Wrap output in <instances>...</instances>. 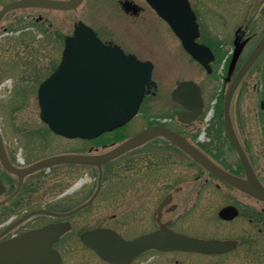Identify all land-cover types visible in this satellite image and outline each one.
<instances>
[{"label": "flooded vegetation", "instance_id": "flooded-vegetation-1", "mask_svg": "<svg viewBox=\"0 0 264 264\" xmlns=\"http://www.w3.org/2000/svg\"><path fill=\"white\" fill-rule=\"evenodd\" d=\"M18 1L0 0V12ZM38 1L44 6L12 9L0 17V84L11 74L23 86L18 94L0 97V248L13 244V254L25 248L29 253L15 260L1 252L0 259L17 264H264V201L237 186L264 189V0H215L220 8L187 0L180 18L188 21V13L193 14L196 42L212 56L209 71L183 49L161 16L177 12L174 0ZM62 3L68 8L50 6ZM204 18L210 19L208 28ZM80 23L104 46L152 65L153 85L145 86L148 93L135 116L87 138L54 133L41 119L37 94L61 65L66 40ZM162 25L179 46L159 56L174 73L164 89L150 57L167 50L156 43ZM33 28L38 42L39 35L29 31ZM235 51L238 57L229 69ZM256 51L231 97L230 135L225 93ZM181 82H192L197 96L192 90L175 94ZM162 96L168 104L157 105ZM32 99L38 123L23 124L21 114ZM242 103L250 110L239 111ZM156 127L171 132L177 142L152 133L132 142ZM159 233L211 241L220 248L161 250L156 248ZM153 235L148 248L125 258L99 253Z\"/></svg>", "mask_w": 264, "mask_h": 264}, {"label": "water", "instance_id": "water-1", "mask_svg": "<svg viewBox=\"0 0 264 264\" xmlns=\"http://www.w3.org/2000/svg\"><path fill=\"white\" fill-rule=\"evenodd\" d=\"M174 1L172 5L177 6V12L162 13L161 16L179 39L183 49L209 71L208 61L212 56L207 47L196 42L199 31L193 14L188 13V21H182L180 18V11L187 6V0ZM44 4L38 0L18 1L3 8L0 17L4 12L12 9L44 6ZM50 6L56 9L68 8V5L64 3L50 4ZM65 49L64 59L59 68L38 88L41 119L49 128L59 135L87 138L121 127L131 120L137 113L144 94L148 93V90L145 92V86L153 85V83H149L152 65L148 62H141L132 55H124L117 47L104 46L94 33L81 23L74 28L73 36L66 40ZM256 53L257 51L248 58L225 93L223 111L225 126L229 133L231 129L229 104L233 91L241 76L256 57ZM237 57L238 52L235 51L229 69ZM68 64L71 66H67ZM81 66L84 67L81 68ZM184 90H192L197 96V92H195L197 87L192 82L179 83L174 93L177 94V91ZM151 133L162 135L173 143L177 142L176 137L162 127L150 129L136 136L132 142L143 141ZM234 184L236 185V182ZM237 186L264 201V189L259 184L255 186L251 183H241ZM157 237L159 244L156 248L161 250L177 249L205 253L220 248V245L215 242L191 239L176 234L159 233ZM153 239L154 235L129 244L121 243L115 247H105V251L99 253L106 258L115 255L122 259L140 249L148 248L151 242L154 243ZM144 242H146L145 246ZM15 248L13 244H10L0 248V253H8L11 256ZM26 250L27 248L23 249L22 253L13 254L15 260L18 257L27 258L29 253ZM17 251L20 249L18 248ZM0 256L3 257L1 254ZM6 260V258L0 259V264H17L13 260L10 262H6ZM18 264H28V262Z\"/></svg>", "mask_w": 264, "mask_h": 264}, {"label": "rangeland", "instance_id": "rangeland-1", "mask_svg": "<svg viewBox=\"0 0 264 264\" xmlns=\"http://www.w3.org/2000/svg\"><path fill=\"white\" fill-rule=\"evenodd\" d=\"M202 5H207L208 1L210 2L211 5L215 6L216 8H220V5L217 1L215 0H200ZM232 2H234V0H232ZM232 2L229 1H225V4H232ZM223 4V2H221V5ZM235 10H232V12ZM234 13H231V15H233ZM227 15V14H225ZM232 19V18H231ZM230 19V21H231ZM210 23V19L209 18H204V25H206V27L208 28V25ZM219 25L217 24V27ZM29 31H33L34 35H39L38 38L36 39V41L38 42V40H41L40 34L33 28ZM16 36V34H12V36ZM6 36H10V35H6ZM5 36V37H6ZM158 40H157V45L158 47L162 48V49H167V50H163L160 51L161 53L159 55H150V57L152 59H154V61L156 62V76L160 81V84L162 86V88L164 89L166 87V85L168 83H170V80L173 76V68L171 66H169L168 61H162L159 56L163 53H168L169 52H173L174 53L177 51L178 49V43L177 41L173 38V36L169 33V31L167 30V28L162 25L160 27L159 30V34H158ZM38 46V45H37ZM6 79H3V82L0 84V97L2 98H7L9 96H12L14 94H18L19 92H21L23 90V86L22 85H17L14 83L13 80V76L10 74L6 75ZM35 88V87H34ZM34 96V95H33ZM244 96H249V94H244ZM163 97V96H162ZM33 101H31V105L30 107H28L24 112H22V123L25 124H37L38 120H37V106H36V102L34 99H32ZM246 102V101H243ZM161 103H165L168 104V99L167 97H163V98H158V103L157 105H160ZM250 104H246V103H242L241 104V108L239 109V111H249L250 110ZM3 122V125L5 128L9 127V123L7 122L6 118L3 117V119L1 120ZM20 120H17V123H19Z\"/></svg>", "mask_w": 264, "mask_h": 264}]
</instances>
